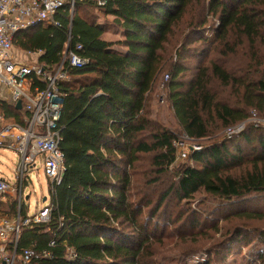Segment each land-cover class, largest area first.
I'll use <instances>...</instances> for the list:
<instances>
[{"label":"trees","instance_id":"trees-1","mask_svg":"<svg viewBox=\"0 0 264 264\" xmlns=\"http://www.w3.org/2000/svg\"><path fill=\"white\" fill-rule=\"evenodd\" d=\"M103 16L113 18L123 40L103 38L109 25ZM55 20L59 25L38 24L13 40L14 49L41 52L38 61L51 70L64 62L69 75L59 84L65 171L51 184L49 219L22 227L14 264H25L26 250L49 254L28 264H156L155 235L143 219L150 201L138 198L130 168L150 155L158 177L167 173L180 156V134L201 148L189 151V164L177 168L160 203L172 194L192 199L201 191L230 204L264 195V130L248 122L241 133H225L254 110L264 118V0H108L103 7L77 2L73 13L67 3ZM71 52L88 63L72 66ZM211 52L218 57L206 61ZM187 59H200L191 80L184 78ZM165 74L175 130L150 117L151 97ZM215 81L231 87L234 100L219 98ZM0 110L19 122L29 116L23 103H2ZM239 167L244 169L237 173ZM24 203L20 213L26 218L30 208ZM17 215V201L0 202V217ZM238 215L264 219L261 211ZM235 234L228 252L235 242L264 243V229L254 230L255 236ZM254 257L261 262L264 253Z\"/></svg>","mask_w":264,"mask_h":264},{"label":"rangeland","instance_id":"rangeland-1","mask_svg":"<svg viewBox=\"0 0 264 264\" xmlns=\"http://www.w3.org/2000/svg\"><path fill=\"white\" fill-rule=\"evenodd\" d=\"M92 12L98 14L95 10ZM103 17H101L102 20L109 24L103 38L113 42L123 40L120 29L113 25V18ZM196 46L203 49L200 42H197ZM116 48L125 51L122 46L116 45ZM14 53L21 61L32 62L38 59L37 55H29L17 48L14 49ZM217 57L216 53L211 52L207 53L205 59L208 61ZM199 60H185L184 64L189 66V70L184 75L186 80L194 78L196 67L200 64ZM166 75L163 77L162 85H159L151 97L150 117L175 130L176 122L173 111L167 102L166 83L170 81V77H166ZM212 87L214 90L218 89L219 98L234 100L231 87L224 89L217 81L212 82ZM2 88L4 96L10 95L7 87ZM245 127L242 131L246 129ZM143 137L147 139L149 134H145ZM180 139L185 140L184 134H180L177 140ZM192 144L191 141L186 140V147ZM198 145L200 146V143ZM184 148L178 146V154H181ZM20 161V155L14 150H0V177L15 183ZM189 162L188 159H183L178 155L176 163L170 166L167 169L168 172L161 177H158L156 169L153 168L150 155L140 156L135 168H130L133 180L136 179L139 183L137 186L138 198L146 195L145 201H150V206L145 207V218L143 219L150 225L155 235L151 259L156 264H198L209 258L212 264H264V260L260 262L254 257L258 251L264 253V243L259 241H253L250 244L235 242L230 252L225 249L228 247L230 239L236 237L235 233L238 230L242 234L249 232L255 236L254 230L264 229V219H248L238 215L241 210L264 212V195H250L230 204L229 200L214 198L201 191L192 199H182L176 194H172L163 203H160V197L168 189L170 180L176 181L177 168L183 164H189ZM243 169L244 167H239L236 172L239 173ZM157 178L159 181L154 183L153 181ZM24 185L22 202L30 205L31 212H35L37 207L39 208L43 204L42 196L48 197L51 190L50 180L44 172L41 161L36 169L30 170L29 178ZM19 193L17 184L15 191L7 195L6 204L9 201H17L19 208ZM137 196L133 198L136 201ZM195 222L199 223L198 226L194 224Z\"/></svg>","mask_w":264,"mask_h":264},{"label":"built area","instance_id":"built-area-1","mask_svg":"<svg viewBox=\"0 0 264 264\" xmlns=\"http://www.w3.org/2000/svg\"><path fill=\"white\" fill-rule=\"evenodd\" d=\"M77 2H92L98 7H103L108 0H0V105L8 103L17 106L21 101L29 113V116L19 122L13 117H6L0 110V150H14L21 157L15 183L0 177V201L6 203L7 195L15 191L17 184L20 192L17 217H0V263H15L22 227L47 221L54 208L49 195L35 212H31L26 218L21 216L22 194L30 170L36 169L41 161L50 184H53L56 181L60 182L66 167L65 156L60 149L61 134L58 129L63 107V93L59 84L69 79L64 62L51 70L38 59L32 62L18 60L14 53L13 40L19 31L38 24L59 25L55 20L57 11L68 3L73 13ZM81 49L82 46L79 44L77 50ZM26 53L37 55L38 58L41 54ZM68 60L75 67H82L88 63V59L76 52L68 54ZM34 77H39L45 86L40 88L35 85ZM2 87H7L10 95L4 96ZM248 122L264 130V118L254 110L246 122L228 128L226 135L232 137L240 133ZM184 139L177 140L175 145L185 147L180 156L188 159L189 151L201 147L196 143L186 147L188 137L184 135ZM43 256L49 254L26 250L23 256L24 263L28 264Z\"/></svg>","mask_w":264,"mask_h":264},{"label":"crops","instance_id":"crops-1","mask_svg":"<svg viewBox=\"0 0 264 264\" xmlns=\"http://www.w3.org/2000/svg\"><path fill=\"white\" fill-rule=\"evenodd\" d=\"M17 174V173H16ZM47 197H45V196H42V198H41V201L43 202V201H45V199H46ZM2 203H4V204H6L5 202H3V201H1ZM24 204H26V203H24ZM29 206V208H30V205H28ZM37 209H38V207H37ZM36 209V210H37ZM30 213H31V209H30Z\"/></svg>","mask_w":264,"mask_h":264},{"label":"water","instance_id":"water-1","mask_svg":"<svg viewBox=\"0 0 264 264\" xmlns=\"http://www.w3.org/2000/svg\"><path fill=\"white\" fill-rule=\"evenodd\" d=\"M17 107H19V108H21L22 107V102L20 101V102H18V104H17ZM46 200V199H45Z\"/></svg>","mask_w":264,"mask_h":264}]
</instances>
